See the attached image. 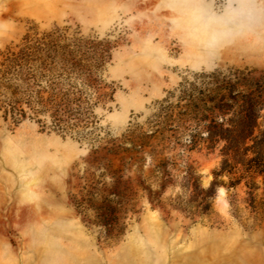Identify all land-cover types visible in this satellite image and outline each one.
Returning <instances> with one entry per match:
<instances>
[{
    "label": "rangeland",
    "instance_id": "374dc122",
    "mask_svg": "<svg viewBox=\"0 0 264 264\" xmlns=\"http://www.w3.org/2000/svg\"><path fill=\"white\" fill-rule=\"evenodd\" d=\"M57 1L70 8L47 18L28 0H0V66L21 101L0 110V152L14 150L15 166L3 168L0 157V187L5 193L9 180L15 184L0 237L18 259L35 264L20 227L29 207L16 213L15 198L38 197L44 222L57 214L64 248L93 264H264V224L246 229L233 220L223 188L205 215L183 212L180 203L189 199L181 187L185 166L207 189L219 162L221 144L205 156L206 132L226 125L234 109L213 110L215 89L238 81L245 87L235 93L264 103V87H254L264 84V53L238 45L208 66L197 64L187 51L208 57L201 44H185L173 30L170 12L179 0ZM39 47L58 54L45 70L32 60L19 73L23 62L13 58ZM146 49L160 64L155 73L141 79L117 72L129 59L145 58ZM38 74L53 96L43 115L29 100ZM34 142L40 145L31 154L16 151ZM191 143L199 154L187 152ZM163 169L169 177L162 184Z\"/></svg>",
    "mask_w": 264,
    "mask_h": 264
},
{
    "label": "trees",
    "instance_id": "16d2710c",
    "mask_svg": "<svg viewBox=\"0 0 264 264\" xmlns=\"http://www.w3.org/2000/svg\"><path fill=\"white\" fill-rule=\"evenodd\" d=\"M57 54L58 51L50 47L26 48L20 50L13 59L23 62V65L16 66L21 73L26 64L32 60L39 63L38 69L45 70L49 66L47 63L53 61ZM4 67L5 64L0 66V98H2L0 110L3 103L8 102V105L16 106L21 102L16 98L19 93L16 88H12V80L5 78ZM43 77L45 76L38 74L30 78L33 91L29 94V100L34 101L32 107L38 109L39 114L42 115L46 113L47 105L53 101L49 89L39 83L44 79ZM240 83L237 81L215 89L216 92L211 98L214 105L213 110L234 109L226 125L214 124L206 132L208 144L204 147L205 156H213L216 151L215 146L221 144L220 150L215 154L219 162L209 174L211 181L207 189L200 187L194 168L185 166L181 187L184 194L189 195V199L180 203L184 207L181 210L183 212H188L195 217L205 215L210 209V201L217 190L223 188L228 194L231 218L244 228L253 229L262 227L264 224V113H262L264 103L260 96L235 93L240 87H245ZM254 83L256 89L264 87V84L259 81ZM222 90H227V94L222 95ZM5 91L6 93L3 94ZM45 94H49L50 97L44 99ZM190 145L188 153L199 154L201 152L202 148L197 149L193 143ZM168 177L169 175L163 169L161 183H167ZM163 190L164 186L159 192L162 193ZM149 201L153 204V200Z\"/></svg>",
    "mask_w": 264,
    "mask_h": 264
},
{
    "label": "clouds",
    "instance_id": "9594fccd",
    "mask_svg": "<svg viewBox=\"0 0 264 264\" xmlns=\"http://www.w3.org/2000/svg\"><path fill=\"white\" fill-rule=\"evenodd\" d=\"M171 10L199 35L210 60L238 45L264 53V0H179ZM59 224L56 218L29 223L26 236L30 248L41 255L43 264H76L65 251ZM93 259L86 257L81 264H93Z\"/></svg>",
    "mask_w": 264,
    "mask_h": 264
},
{
    "label": "bare ground",
    "instance_id": "6f19581e",
    "mask_svg": "<svg viewBox=\"0 0 264 264\" xmlns=\"http://www.w3.org/2000/svg\"><path fill=\"white\" fill-rule=\"evenodd\" d=\"M28 2L33 6L35 12L38 15L52 18L54 17L58 12L70 8L67 7L65 3H62L57 0H28ZM168 5H173L174 3L166 2ZM171 22L173 26V30H176V34L180 39L185 43L189 44L191 46H194L197 43L201 44V39L198 34H196L190 26L185 22L184 18L181 15H178L177 12H173L171 10ZM96 19L94 18L91 23H94ZM185 30V31H184ZM151 50L146 49L145 50V58L143 57H137L134 59H129V63L124 67L118 68V73L120 75H126L133 78H141L146 79L150 76L151 73H155L156 70L160 67V64L153 63L151 59L147 58V54H150ZM187 54L197 63L201 65L208 66L210 63V59L208 57H205L203 54H201L196 49L193 48L191 50L187 51ZM33 145L28 146L27 148H18L16 151H22L26 152L28 154H31L32 150L36 148L37 145H40L39 142L32 143ZM44 144V143H43ZM38 147V146H37ZM14 150H4L0 152V157L2 158V167L6 169H10L12 171L15 170V166L10 162L9 155ZM38 163V161L32 157L30 160V165L34 166ZM14 180H9L7 182V191L4 193V190L2 187H0V216L4 212V209L6 208L8 201L10 200V197L13 193L14 188ZM42 201L40 202L39 198L36 197L34 200L28 198V197H18L15 198V208L16 213L20 208L24 206H28V215L25 220V227L22 226L20 223V227L24 228V232L26 233L27 225L32 222H40V223H46L44 222L43 216H41V212L39 210V207L42 205ZM52 216L57 218L56 213H52ZM15 223V219L7 220ZM4 224V221L0 220V225ZM6 230V229H5ZM60 235L61 231L59 230ZM31 249V248H30ZM69 249H65V251L68 253V256L70 260L75 261L76 264H81V262L87 257L83 254H75L68 251ZM30 251H33L32 249ZM33 255L35 258V264H43V258L41 255H39L37 252L33 251ZM29 260L27 259H18L14 253V251L9 247V244L6 239L0 237V264H28Z\"/></svg>",
    "mask_w": 264,
    "mask_h": 264
}]
</instances>
